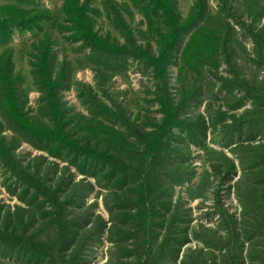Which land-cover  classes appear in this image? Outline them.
I'll return each mask as SVG.
<instances>
[{
  "label": "trees",
  "instance_id": "obj_1",
  "mask_svg": "<svg viewBox=\"0 0 264 264\" xmlns=\"http://www.w3.org/2000/svg\"><path fill=\"white\" fill-rule=\"evenodd\" d=\"M215 1L218 15L222 18L215 21L216 26L209 33L205 25L199 23L184 54L198 55L203 48L218 54L228 73L246 83L256 102L264 103V80L256 85L249 83L250 79L244 76L237 56L247 53V50L244 47L239 50L235 29L238 27L241 32L251 33L256 43L259 39L264 48V25H260L264 17V2ZM114 2L117 7V0ZM138 3L145 5L147 24L157 37L155 50H152L151 43L146 48L136 46L138 58L149 61L157 77L163 76L172 67L173 53L182 37L189 35L194 30L192 25L204 16L202 10L207 0H197L193 8V15H197L191 20L182 19L176 0H139ZM92 12L90 2L81 0H66L62 11L51 16L49 10L30 9L20 3L0 7V107L6 111L18 135L30 143L44 144L41 151L47 154L35 155L27 162L18 160L14 152L17 140H6L4 127L0 125V165L5 173L9 172L21 182L22 191L20 204L15 205L17 213L13 214L7 206L0 205V209L6 208L0 214V250L4 248L11 254H17L25 264H75L81 255L93 254L102 234L107 231L108 242L112 246L106 264H177L181 249L191 243L188 233L194 218L192 209L187 207L181 194L173 198L175 185L167 180L182 172L188 174L189 182L197 177L195 167L186 161L191 159L192 147L196 146L204 154L205 169L195 188L213 193L214 208L220 220L226 223L229 239L212 233L202 223L194 228V231L199 230L194 233L195 239L202 242L204 248L217 250H225L231 242L229 254L236 253V260H225L224 264H244L243 227L222 200L223 186L231 189L230 183L238 175L235 160L206 143L204 115L187 112L192 106L186 104L189 102L186 100L188 91L182 89V94H173L167 77L165 86L158 84L154 90L160 117L145 120L124 110L125 106L121 105L117 95L109 93L103 84L112 77L106 63L116 65L127 53L130 40L121 42L95 30ZM114 13L118 29L129 37L130 25L118 8ZM14 31L20 35L35 33L39 36L29 52L33 60L32 75L39 91L36 115L25 110L26 102L19 91L20 75L14 71L13 50L7 46ZM60 34H70V41L78 43L84 50L89 49L87 55L93 56L95 84L108 92L104 94L105 99L96 97L89 83L79 81L77 91H82L83 102L91 101L89 106L81 104V108L88 110L86 113L73 112L63 97L62 78L66 77L65 70L70 63L64 61L58 71L53 70L54 46ZM260 57L264 65V50ZM209 69L215 76L225 78L218 76V68ZM106 100H110L112 106ZM242 101H239V106ZM218 110L221 115L218 119L223 120L226 113L222 106ZM252 112L246 109L245 117ZM117 116L120 121L116 120ZM191 119L195 121L191 123ZM216 122L217 119L211 121L213 128H216ZM184 123L195 127H191L189 132L181 131L174 135L173 129ZM226 125L228 123L222 125L225 131ZM239 145L252 148V142L248 145L239 142ZM237 151L234 149L232 153L237 155ZM173 156L178 158V162ZM58 162L67 164L59 167ZM239 166L245 176L254 174L251 170L254 167L247 168L243 160ZM130 169L137 173V178L129 177ZM77 174L83 178L75 182ZM204 178H212L214 184H200ZM92 180L104 189L98 194L102 196L107 220L101 213L94 214L97 203L87 206V199L95 190ZM260 185L242 176L235 182L236 195L245 209H248L250 202L246 201L250 199L264 202V186ZM78 210L83 211V220L80 219L81 213H76ZM37 223H45L52 235L41 237L35 228ZM213 245L216 247H211ZM203 250L199 246L195 250L189 247L185 255L190 259L189 264H209ZM212 256L214 264H222L215 254Z\"/></svg>",
  "mask_w": 264,
  "mask_h": 264
},
{
  "label": "rangeland",
  "instance_id": "obj_2",
  "mask_svg": "<svg viewBox=\"0 0 264 264\" xmlns=\"http://www.w3.org/2000/svg\"><path fill=\"white\" fill-rule=\"evenodd\" d=\"M81 1L90 2V10L93 11L91 16L95 22V30L105 35L109 34L121 42L126 41L127 43V40H130L126 48L127 53L124 57H120L116 65H111L104 61L109 66V70L112 71V77L103 84V88H106L115 97L117 95V99L120 100L121 105L125 106L124 110L140 115L145 120H152L156 116L160 117L157 111L159 108L156 101L157 95L154 90H156L158 84L160 87L165 86L166 77L169 81V90L173 94L178 92L182 94V89L188 91L189 97L186 100L189 102H186V104L190 103L192 106L188 108L187 112L191 115L201 113L205 117L206 135L204 136V140L214 149L223 151L227 156H231L237 165L238 175L234 176L233 181L230 183L233 187L229 189L227 185L223 186L222 200L225 201V206L228 207L230 213L238 218L239 223L243 227L245 241L244 264H264V257L262 258V253L264 252V202L262 200L250 199L246 201L250 202V204L248 205V209H245V205L241 204L238 200L239 198L236 195L234 186L235 182L241 176L251 183L262 184L260 186H264V103L256 102L246 83L240 81V78L237 77L238 79H236L235 76L228 73L226 64L218 54L209 52L206 48H203L198 55L184 54L191 36L198 28L199 23L205 25L206 32L209 33L211 30H214L217 20L222 18L218 15L216 1L207 0L205 8L202 10V12H205L204 16H199L200 18L197 23L192 25L194 30H191L189 35L182 37V41L175 49V53H173L174 59H172V67L166 74H162L163 76L159 75V77L154 72V67L149 65L150 62L144 58H138L139 53L136 51L137 47L146 48L150 43L152 50H155L157 41L154 29L147 24L144 4H139V0H117L118 6L116 7L114 0ZM260 1L264 2V0ZM176 2L183 20H191L197 15H193V8L197 0H176ZM19 3L30 9L49 10L50 13L48 14L51 16V14L57 15L62 11L66 0H0V7ZM116 8H118L120 15L130 25L129 37H125L126 33L124 35V31L118 29L119 23L114 13V9ZM260 25H264V17ZM47 26H49L48 23ZM235 29L238 32L236 39L237 44H239V50H241V47L247 50V53L243 52V54L241 53L237 56L240 60V65L244 69V76L250 79L249 83L259 85V82L264 80V65L260 57V52L264 50L262 47L263 44L260 43L259 39L258 43H256L253 37L254 35L251 33L247 31L241 32L238 27H235ZM69 37L70 34H60L59 39L56 40L57 45L54 46L55 69L53 70L58 71L64 61L70 63L65 70L66 77L64 79L62 78L63 97L67 105L71 106L73 112L78 113L83 111L86 113L88 110L81 108L84 95L82 91H77L79 81L89 83L96 97L105 99L106 96L104 94L108 92H105L101 86L98 87L95 84V73L92 65L93 56L88 57L87 55L89 54V49H82L78 43L70 41ZM38 38L39 36L35 33L20 35L14 31L7 45L13 50L14 71L20 75L19 91L23 96V101L26 102L25 110L27 112L30 111L32 115L37 114L39 91L35 83L36 78L32 75L31 62L33 60L30 58L29 52L31 51V45ZM210 67L218 68V76L225 78L215 76L209 69ZM241 99L243 101L240 102L239 106L238 104ZM90 103L91 101L89 100L83 102L87 106ZM106 103L112 106L110 100H106ZM220 106H222L223 112L226 113L223 120L218 119L221 116L218 110ZM92 108L94 107L92 106ZM246 109L254 111L252 112L253 114L245 117ZM101 116H103L102 113ZM120 119V117H116L117 121H120ZM215 119H217L216 128H213L211 121L213 120L214 122ZM194 121L191 119V123ZM224 123H228L226 125L227 131L222 128ZM0 125L4 127L3 131L6 140H17L18 145L14 152L18 160L22 159L27 162L35 155H47L44 151H41L44 144H40L39 142L30 143L25 140L26 138H21L18 135L15 127L9 121L6 111L1 107ZM191 127L195 126L190 123L180 124L179 127L173 129V133L174 135H178V132L181 131L189 132ZM186 139L188 141L189 138L186 137ZM239 142H245V145L252 142V145H250L252 148L247 149L246 147H242L239 145ZM199 148L193 146L192 157L186 160L192 163L197 170V177L189 182L187 180L188 174L182 172L181 174L175 173L172 178L167 180L168 183H172L171 185H175L173 198L176 199L181 194L187 202V207L192 209V217L194 218L191 224L192 229L190 228L188 233L191 243L181 249L177 264H189L190 259L185 258L186 251L189 247L195 250L197 246L204 249L203 252L209 264H214L212 254H215L218 261L224 264L225 260L227 262L236 260L234 259L236 253L229 254L232 249L231 242L225 246V250H217L215 248L206 249L202 242L195 239L194 233L197 234L199 230L194 231V228H198L199 223L211 229L212 233L223 235V237L226 236L225 240L229 239L226 223L220 220L219 214L214 208L213 193H209L207 190L198 187L195 188L204 176L205 169L202 159L204 154L199 151ZM234 149L238 150L237 155L232 153ZM172 158L178 162L177 157L173 156ZM240 160L245 162L248 166L247 168L251 169L254 167V169H251L254 171V174L245 176L243 174L244 170L239 166ZM66 164V162L59 163V167ZM73 169L74 167H71V170ZM129 177L133 179L137 178L138 175L130 169ZM82 178V176L77 174L74 176V181L78 182ZM91 182L94 184L95 190L87 199V206L97 203L94 214L101 213L107 220L108 214L104 207L102 196L99 197L98 194L99 192H103L104 189L99 188L95 181L92 180ZM20 184L21 182L17 181L9 172L5 173V170L0 165V205L7 206L13 214L17 213L15 205L20 204L19 195L22 192ZM200 184L214 183L212 178L210 180L204 178ZM244 189H247V187L244 186ZM7 190H10L14 194H10ZM4 207L0 209V214L6 211ZM76 213H81L80 219L83 220V211L78 210ZM13 219H15L14 215ZM35 228L41 234V237L46 238L51 234V230L46 227L45 223H37V227ZM227 242L225 241L224 243ZM215 243H219V241H215ZM111 246L112 244L108 242V232L105 231L101 236V241L94 248L93 254L87 252V254L81 255L75 264H106L111 255ZM211 247H216V245ZM249 249H252L250 255H248ZM115 256H118V253H115ZM0 264L25 263L17 254H11L9 250L2 248L0 250Z\"/></svg>",
  "mask_w": 264,
  "mask_h": 264
},
{
  "label": "water",
  "instance_id": "obj_3",
  "mask_svg": "<svg viewBox=\"0 0 264 264\" xmlns=\"http://www.w3.org/2000/svg\"><path fill=\"white\" fill-rule=\"evenodd\" d=\"M229 157H231V156H229Z\"/></svg>",
  "mask_w": 264,
  "mask_h": 264
}]
</instances>
